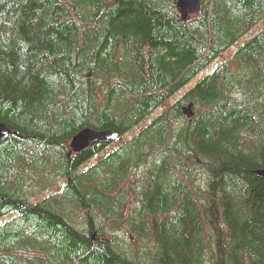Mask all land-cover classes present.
Returning <instances> with one entry per match:
<instances>
[{"label": "trees", "instance_id": "16d2710c", "mask_svg": "<svg viewBox=\"0 0 264 264\" xmlns=\"http://www.w3.org/2000/svg\"><path fill=\"white\" fill-rule=\"evenodd\" d=\"M261 21L264 0L185 17L176 0H0V264H264ZM85 128L117 139L69 154Z\"/></svg>", "mask_w": 264, "mask_h": 264}, {"label": "water", "instance_id": "95a60500", "mask_svg": "<svg viewBox=\"0 0 264 264\" xmlns=\"http://www.w3.org/2000/svg\"><path fill=\"white\" fill-rule=\"evenodd\" d=\"M176 6L180 12L185 16L197 14L200 11L201 0H176ZM190 107L184 113L188 111L189 118L193 117V112H190ZM9 134L8 128L0 124V139ZM117 136L111 130L95 131L91 128H85L75 134L70 140L69 147L71 153H79L86 148L96 144H108L116 141ZM256 176L264 179V168L258 169L253 172Z\"/></svg>", "mask_w": 264, "mask_h": 264}, {"label": "rangeland", "instance_id": "374dc122", "mask_svg": "<svg viewBox=\"0 0 264 264\" xmlns=\"http://www.w3.org/2000/svg\"><path fill=\"white\" fill-rule=\"evenodd\" d=\"M256 28H254L251 32L252 34L257 33L261 28L264 27V21L259 22L258 25L255 26ZM250 37V35H249ZM247 38H244L243 40H241L237 45L233 46L230 50H228L227 52H225L222 57L220 59H218L217 61H215L212 65L209 66V68L205 69L203 72H201L198 77L192 79L186 86H184L177 94L174 95V97L170 100V103L175 102L177 99L180 98L181 94L188 91L190 88L194 87V85L196 84V82L198 81V79H200L201 77L208 75L209 73H211V71H213L218 65H220L223 61H225L226 59H228L246 40ZM185 109L187 110L188 107H185ZM190 112H192L191 108L189 109ZM162 110H157L154 111L153 114L150 115V117L138 128L133 129L132 131H130L127 135H125V137L123 138V140H127L130 137H133L139 130L142 129V127H144V125H147L151 120H153L156 116H158L161 113ZM186 116H188L190 113L188 111H186L184 113ZM114 143V142H113ZM112 143V144H113ZM111 144V143H108ZM94 160V159H93ZM60 183V182H59ZM30 190V189H29ZM52 193V190L44 192L43 194L39 193L37 194L36 198L34 200H40L46 196H49Z\"/></svg>", "mask_w": 264, "mask_h": 264}, {"label": "bare ground", "instance_id": "6f19581e", "mask_svg": "<svg viewBox=\"0 0 264 264\" xmlns=\"http://www.w3.org/2000/svg\"><path fill=\"white\" fill-rule=\"evenodd\" d=\"M96 131V130H95Z\"/></svg>", "mask_w": 264, "mask_h": 264}]
</instances>
